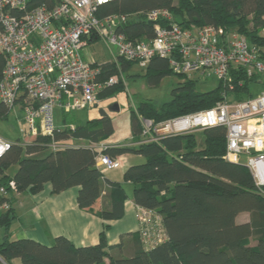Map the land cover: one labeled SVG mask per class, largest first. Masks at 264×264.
<instances>
[{
    "label": "trees",
    "instance_id": "trees-1",
    "mask_svg": "<svg viewBox=\"0 0 264 264\" xmlns=\"http://www.w3.org/2000/svg\"><path fill=\"white\" fill-rule=\"evenodd\" d=\"M45 3L54 0H28L29 7ZM157 9H167L172 16L171 21H158L163 27L172 23L186 29L215 26L227 32L237 31L251 43L264 44L260 35L264 0H114L100 6L96 15L99 19L128 15L119 31L132 41H151L155 23L149 22L145 14ZM94 37L88 40L92 43L97 40ZM135 64L119 59L95 66L101 69L98 79L105 80L118 74V68L125 72ZM5 66L6 60L0 56V82ZM145 69L143 76L152 86L169 75L184 81L173 91L171 100L160 106L142 101L137 109L130 110L134 131L131 143L97 149L95 146L107 143L114 132L112 118L100 117L89 120L86 126H77L76 131L70 127L56 130L53 138L38 135L28 143L19 139L0 157V208L9 205L8 210H0V226L5 233L0 241V261L10 263L19 258L23 264H264V187L256 185L246 166L224 158L226 127L165 135L143 143V120L156 126L212 109L224 99L222 82L218 81L212 90H198L197 76L174 73L169 60L158 56ZM232 75L235 90L229 97L237 101L254 98L264 87V78L249 76L243 68L233 69ZM123 86L120 83L106 88L98 95L99 101L115 96ZM10 113L8 107L0 106V118ZM71 139L87 143L68 144ZM52 143L65 148L53 149ZM100 153L112 159L140 155L145 161L128 167L123 181L116 182L97 166ZM14 167L17 169L12 172ZM11 182L16 194L37 195L47 184L53 195L79 188V208L104 222L99 242L79 246L64 235L55 237L51 245L29 238L11 240L10 228L18 217ZM129 200L136 207L138 230L111 245L107 235L111 223L125 218ZM139 209L150 212L148 223L138 219ZM243 214L249 216L248 221H239Z\"/></svg>",
    "mask_w": 264,
    "mask_h": 264
},
{
    "label": "built area",
    "instance_id": "built-area-1",
    "mask_svg": "<svg viewBox=\"0 0 264 264\" xmlns=\"http://www.w3.org/2000/svg\"><path fill=\"white\" fill-rule=\"evenodd\" d=\"M112 1L54 0L51 4L29 7L28 0H0V56L6 60L0 82V106L10 111L17 106L22 108L23 136L53 138L59 130L55 124L56 109L74 113L91 108L100 102L98 95L103 90L117 84L116 75L99 80L100 67L85 61L81 54L88 38L96 36L115 62L125 59L146 68L158 56L168 59L176 74L214 76L222 82L224 99L212 109L156 126L143 120V143L165 135L224 126L227 129L224 158L246 166L256 185L263 188L264 92L242 101L230 99L229 94L235 90L233 69L243 68L249 76L264 78V44L251 43L237 31L227 32L215 26L186 29L172 23L163 27L158 21L172 20L167 9L145 14L149 22L155 23V37L151 41H132L119 31L128 15L114 14L103 19L96 15L100 6ZM260 35L264 42V27ZM71 130L76 131V127L71 126ZM11 144L0 136V157ZM51 147L63 149L65 145L52 143ZM96 164L103 172L124 168L122 159H112L103 153L96 157ZM10 186L16 193L14 182ZM1 208L8 210L9 205ZM150 216L147 210L139 209L142 224L148 223ZM147 232L148 229L145 235Z\"/></svg>",
    "mask_w": 264,
    "mask_h": 264
},
{
    "label": "crops",
    "instance_id": "crops-1",
    "mask_svg": "<svg viewBox=\"0 0 264 264\" xmlns=\"http://www.w3.org/2000/svg\"><path fill=\"white\" fill-rule=\"evenodd\" d=\"M87 45L89 46L90 44ZM84 60L87 61L86 59ZM112 61H114L112 60V58L109 60H99L92 56V60L90 61V63L96 62L101 64L104 62ZM16 110L20 112L18 118H20L22 126L20 128V135L17 136V140H12V143L18 141L19 139H22L27 143L31 142V137H23V134L21 133V129L23 128L24 111L20 110L19 106H17ZM68 114L71 113H64L63 110L56 109L55 124L57 125V127H59V129H65V127H70L71 129V126H74V124L67 122L66 116ZM108 117L111 118V116ZM77 126L74 127L77 128ZM86 143L87 141L81 139H71L70 141H68V144L72 145H84ZM122 144L126 143H115L108 141L107 143L97 145V149L104 148V145L108 147H114ZM131 156H135V158L131 159ZM119 158L124 162V168L119 169L123 170V173L119 176L116 174H112V179L110 175L113 171L105 172L108 179L116 182L123 181L124 173L128 167L135 164H141L145 161V159L140 155L126 154L121 155V157ZM131 160H133L135 163L131 164ZM51 190V185L47 184L43 192L37 195H33L30 193H15L16 202L14 204V207L16 209L18 217L13 222L10 228L11 240L29 238L45 245H51L55 237L64 235L70 238L75 244L79 246L97 244L99 242V235L103 230L104 222L92 213L81 210L79 208L77 202L79 188H73L56 195H53L51 193ZM0 210L4 211L2 208ZM128 215L133 217V222L125 225L121 229V232L114 233L115 227H118L121 222L125 221ZM111 224L112 228L107 234L109 244L111 245L118 244L123 236L125 239H128L131 233L137 232L138 224L136 220V207L132 200H129L126 203L125 218L121 221L112 222ZM4 234V230L0 226V241L3 240ZM0 264H23V262L21 259L16 258L13 259L10 263H6L1 260Z\"/></svg>",
    "mask_w": 264,
    "mask_h": 264
},
{
    "label": "rangeland",
    "instance_id": "rangeland-1",
    "mask_svg": "<svg viewBox=\"0 0 264 264\" xmlns=\"http://www.w3.org/2000/svg\"><path fill=\"white\" fill-rule=\"evenodd\" d=\"M94 38L97 40L93 41L92 43L91 41L89 42V40H87L88 44L90 45H87L81 50V54L83 55L84 59H86L88 62L92 60V56L99 60L111 59L112 56L101 39L96 36ZM92 63L95 65L96 62ZM145 70V68H141L138 64H135L129 71L125 72H123L121 68H118V74H116V76H118V82L116 85L122 83L124 85L123 91L116 93V95L113 97L101 100L98 104V108L93 106L86 110L68 114L66 116L67 122L74 124V126H86L88 125L89 120L98 119L100 117V110L102 109L103 111H106L109 116H111L113 122L114 132L108 141L115 143L122 142L126 144L131 143L133 141L134 131L132 128L130 110L137 109L138 104L142 101L152 102L155 105L160 106L164 102L171 100L173 91L177 89L184 81L176 75H169L164 77L159 85L152 86L147 81V78L143 76L145 75ZM195 79L198 81L197 88L201 91L212 90L218 85V80L214 76L208 77L207 75H198ZM257 90H259V88H257ZM262 92H264V87L260 89V93ZM232 98L235 99V97H231L230 99ZM115 105H118L120 111H113L112 108ZM20 110H22V108H20ZM19 115L20 112L15 109L11 111L10 115L6 118H0V136L9 142H12V140H17V136L20 135L22 123L20 118H18ZM198 136L199 141H201L202 139L199 134ZM31 139L33 138L31 137ZM134 158L135 156H131V159ZM134 163L135 162L131 160V164ZM16 169L17 167H14L11 171H16ZM122 173L123 170H115L111 173L110 177L112 174L119 176ZM248 219L249 216L247 214H243L240 216L239 221H248ZM133 220V217L128 215L125 221L121 222L118 227H115L114 233L121 232V229L125 225L133 222Z\"/></svg>",
    "mask_w": 264,
    "mask_h": 264
},
{
    "label": "water",
    "instance_id": "water-1",
    "mask_svg": "<svg viewBox=\"0 0 264 264\" xmlns=\"http://www.w3.org/2000/svg\"><path fill=\"white\" fill-rule=\"evenodd\" d=\"M95 108H98V105H95ZM113 111H119L118 105H115L113 108ZM108 113L106 111H103L102 109L100 110V117H108Z\"/></svg>",
    "mask_w": 264,
    "mask_h": 264
},
{
    "label": "bare ground",
    "instance_id": "bare-ground-1",
    "mask_svg": "<svg viewBox=\"0 0 264 264\" xmlns=\"http://www.w3.org/2000/svg\"><path fill=\"white\" fill-rule=\"evenodd\" d=\"M105 173V172H104Z\"/></svg>",
    "mask_w": 264,
    "mask_h": 264
}]
</instances>
